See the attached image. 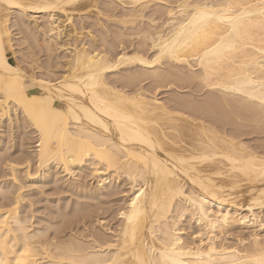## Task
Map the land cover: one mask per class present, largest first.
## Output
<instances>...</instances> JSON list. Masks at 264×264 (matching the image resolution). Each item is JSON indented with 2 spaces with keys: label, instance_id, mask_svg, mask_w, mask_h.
Segmentation results:
<instances>
[{
  "label": "bare ground",
  "instance_id": "bare-ground-1",
  "mask_svg": "<svg viewBox=\"0 0 264 264\" xmlns=\"http://www.w3.org/2000/svg\"><path fill=\"white\" fill-rule=\"evenodd\" d=\"M4 121L0 264H264V0H0Z\"/></svg>",
  "mask_w": 264,
  "mask_h": 264
},
{
  "label": "rangeland",
  "instance_id": "rangeland-1",
  "mask_svg": "<svg viewBox=\"0 0 264 264\" xmlns=\"http://www.w3.org/2000/svg\"><path fill=\"white\" fill-rule=\"evenodd\" d=\"M25 18H26V17H25ZM26 19H27V18H26ZM12 31H13V30H12ZM14 32H15V31H14ZM14 32H13V33H14ZM15 36L18 37L16 34H15V35L13 34V37H15ZM16 37H15V38H16ZM21 46L24 47V45H21ZM21 46H20V47H21ZM15 47H18V46H15ZM171 87H172V88L174 87V88H173L174 91L179 92V93L181 92L182 94H179V93H178V95H180V96H181V95L183 96V93H185L186 96H185V94H184L183 97H187L188 94L190 93V94H189V95H190L189 98H192V97H194V96H195L194 98H196V97L198 96L197 94H199L198 98H200V95L203 94V91L200 92V93H195V92H194V93H192V94H194V96H193V95L191 96V92H192V91L190 92V89H189V88H187V87H185V88H181V87H179V86H177V85L175 86L174 84H172L171 86H168V87H166V88H163L164 91H161V94L163 93L162 95H164L163 97H162V95H160V94H159L158 97H162V98H165L166 96L171 97V95L174 94V93H173L174 91H171L172 89H170ZM177 87H179V88H177ZM167 89H169V91H168ZM175 89H177V90H175ZM178 90H179V91H178ZM184 90H185V91H184ZM188 90H189V91H188ZM165 91H166V92H165ZM167 91H168V94H169V95L166 94ZM170 91H171V92H170ZM182 91H183V92H182ZM186 91H188V92H186ZM169 92H170V93H169ZM164 93H165V94H164ZM170 94H171V95H170ZM175 94H177V93H175ZM172 96H173V95H172ZM174 96H175V95H174ZM169 97H167V98H169ZM5 122H6V121H4V124H5L4 126H0V132H1V133L4 132V133L2 134L3 136L0 135V138H5V141H7V142H5L4 145L2 144L3 146H5V149H4V147H3L2 150H0V151H1V152H0V158H2V156H4L3 158L6 159V156H7V154H8L7 151H10V150H11V151H10L11 153L9 152V155H10V156H11V154H12V155H16V154H17V153H15V151H17V150H16V149H17V145H14V144H17V143L20 142V137L22 136V135H21L22 133H20V134H19V133H15V129H16L15 126H16V124H15V126H14V129H12V130L10 129L9 132H8V128H7V127H8V126H7L8 123L6 124ZM0 124H1V123H0ZM1 125H2V124H1ZM6 126H7V127H6ZM2 127H3V128H2ZM5 130H6L9 134L12 133L13 135H12V134H11V135H8V133H6ZM2 131H3V132H2ZM10 131H11V133H10ZM17 131H18V130L16 129V132H17ZM25 131H26V130H25ZM13 132H14V133H13ZM5 133L7 134V136H5V135H6ZM18 134H19L20 137L18 136ZM28 134H29V132L27 133V135H28ZM14 135H15V137H14ZM8 136H9L10 138H9ZM11 136H12V138H11ZM30 136H31V134H29V136H27V137H30ZM7 137H8L9 139H8ZM17 137H18V138H17ZM13 138H15V139H13ZM18 139H19V140H18ZM8 140H10V141H9V144H8ZM17 140H18V141H17ZM32 140H33L32 138H29V139L26 138L25 141L27 142V144H26L24 147H26V148H27V147L30 148L29 150L33 149V147H34L33 145H34V144H33L32 142H33L34 140H33V141H32ZM15 141H16V142H15ZM28 141H29V142H28ZM11 142H12V143H11ZM6 143H7V145H6ZM28 143H31V144H29V146H28ZM11 144H12V145H11ZM10 145H11V146H10ZM14 146H15V147H14ZM30 146H31V147H30ZM32 146H33V147H32ZM9 147L11 148L10 150H9ZM21 147H22V146H21ZM21 147H20V148H21ZM6 149H7V150H6ZM5 150H6V152H5L6 156L3 155V151H5ZM5 159H4V160H5ZM4 160H3L4 165H3V163H1V165H0V169H1L0 172L3 173V174H0V176H1V175L4 176V174H5L6 172H7L6 174L9 175V174H8V168L6 167V166H7V163H5V162H7V160H5V162H4ZM1 166H2V168H1ZM4 166H5V167H4ZM18 166H19V165H18ZM18 166H16V167H18ZM33 167H34V166H33ZM33 167H32V168H33ZM18 168H19V169H20V168H24V166H23V165H22V166L20 165ZM2 169H3L4 171H3ZM32 170H33V169H32ZM6 174H5V175H6ZM7 175L4 176V177H10V175H9V176H7ZM4 177L1 176L2 179H3ZM32 177H34V175H33ZM4 179L8 180V178H4ZM9 179L11 180V177H10ZM48 180H50V179H47V181L45 182V184L42 183V184H43V185H42L43 187H41V188H43V191H47L46 193L49 192L48 194L50 195L51 198H49V195L47 196V194H46V195L44 194V195H41V196L37 195V196H38L37 198L40 199V202H39L40 204H39L38 202L35 203V204H34V209H37L36 212H37L38 215H39V213H40V214H44V213L46 212V211H44L45 209H41V208H43V207H41V206H42V202L45 203V198H46V197H47L48 199H50V200H53V204H54L55 201H54L53 197H54V198H55V197H59V196L61 197V196L63 195V193H61V195H60V193H59L58 196L53 195L51 192H52L53 190L56 189V188H54L55 186L52 187L53 184H54V180H53V179H51L50 181H48ZM86 180H87V179H86ZM51 181H52V182H51ZM91 181H92V180H91ZM91 181L88 180V182H91ZM48 183H49V185H48ZM2 184H3V182H2ZM2 184H0V187H3ZM50 184H51V185H50ZM1 185H2V186H1ZM45 185H46L47 187H46ZM54 185H55V184H54ZM44 187H45V188H44ZM49 187H50V188H49ZM31 188H32V189H31ZM33 188H36V187H34V186H33V187H29V189H28V187H27L25 190H27V191H28V190H33ZM46 188H47V189H46ZM44 189H46V190H44ZM51 189H53V190H51ZM55 191H56V190H55ZM55 191H54V192H55ZM54 192H53V193H54ZM56 192H57V191H56ZM51 194H52L53 196H52ZM123 194H124V193H123ZM0 195H1V194H0ZM43 197H44V198H43ZM47 198H46V199H47ZM71 198H72V197H71ZM38 199H37V200H38ZM43 200H44V201H43ZM89 202H92V201H89ZM36 204H37L40 208H39ZM40 205H41V206H40ZM35 206L38 207V208H36ZM40 209H41V211L43 210L42 213L39 212ZM38 210H39V211H38ZM38 212H39V213H38ZM37 214H36V215H37ZM109 219H110V217H107V220H109ZM112 222H114V221L112 220L111 223H112ZM93 224H94V225H93L94 227L96 226V227L99 229V225H98L97 222H96L97 225L95 224V222H94ZM244 231H245V230H244ZM230 238H231V240H233V241L235 242V239H234L233 237H230ZM230 238L228 239L229 242L231 241ZM231 242H232V241H231Z\"/></svg>",
  "mask_w": 264,
  "mask_h": 264
}]
</instances>
